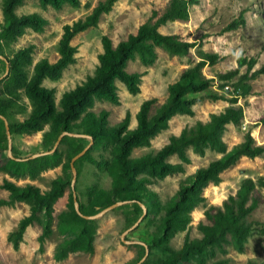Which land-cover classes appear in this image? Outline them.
<instances>
[{
    "label": "rangeland",
    "instance_id": "374dc122",
    "mask_svg": "<svg viewBox=\"0 0 264 264\" xmlns=\"http://www.w3.org/2000/svg\"><path fill=\"white\" fill-rule=\"evenodd\" d=\"M98 1L100 0H80L78 5L66 2L60 8H56L50 4L43 5L39 0H24L16 8L18 14L35 11L45 17L47 22L38 30L30 26L24 27L23 32L15 40L4 45L3 55L12 57L18 49L28 47L30 61L26 63L24 71L29 79L38 60L47 58L54 61L59 56L58 42L63 25L84 17ZM168 1L116 0L111 9L101 15L97 25L74 35L71 42L77 47L75 60L63 69L58 78L46 77L42 82L43 85L53 89L56 108H61L59 101L65 91L82 83L87 75L94 72L99 63L98 54L103 49L101 42L103 34H107L113 44H116L148 20L153 9L161 13ZM155 18L152 17V20ZM236 18H242L243 22L239 20L237 27L225 29V26ZM3 22L4 14L0 0V27ZM159 30L164 33H176L181 39L189 41V51L185 54H172L157 46L156 58L150 64L143 63L139 56L135 55L128 60L126 68L141 73L139 90L132 93L123 81L117 80L118 101L94 98L92 106L88 109L96 114L106 109L109 124L118 123L129 111V126L133 127L137 123L136 112L143 99L155 97L156 101L152 107L154 110L167 96L168 85L177 79L187 66L201 59L202 51H213L218 53V60L213 64L207 62L203 72L213 77L214 87L224 92L225 97L204 98L192 105V113L173 114L166 127L153 135L149 143L134 147L131 154L138 156L146 151H157L168 141L171 134L179 133L182 128L194 124L197 119L203 121L209 119L212 112L219 111L223 106L231 103L229 97L239 93L235 103L242 106L243 116L239 123L230 122L226 125L222 134L226 147L230 148L243 140L248 132L255 138L256 143H264V73L248 80L251 88L247 95L241 93V88L236 90L234 86L239 74L245 71L246 64L227 81L219 76L220 73L238 66L239 54L256 58V63L250 72L259 68L264 62V0H196L189 6L188 18L170 20L160 25ZM223 81L226 83L220 87ZM16 92L17 95L14 91L0 92L1 98L7 102L14 99L8 108V122L24 119L33 106L23 86L18 87ZM49 127V122H45L42 128L33 132L11 133V154L15 157H26L34 152L46 150L42 137ZM115 144L116 138L109 137L90 145V152L95 161L84 160L81 163L74 183L76 193L81 196L84 203H87L88 198L100 188L111 187L112 177L103 163L111 161ZM57 150L58 161L41 167L32 175L29 167L23 168L17 174L13 173L8 167V157H13L0 149V183L4 179L18 184L32 182L41 191L48 190L54 179L69 176L66 165L67 144L60 142ZM187 154L189 162L183 164V171L164 177H152V181L146 183L149 189L157 193L162 205L166 204L176 192L182 177L194 172L199 166L207 165L222 152L211 146L199 151L191 145L187 148ZM167 160L180 162L176 153L169 155ZM220 175L221 179L218 182L211 181L204 187V200L191 211L190 222L178 229L171 237L170 245L173 248L180 247L187 235L200 236L201 232L197 224L199 220L205 218L204 209L211 204L221 203L229 194H235L245 177H252L257 182V191H259L257 196L261 199L259 205L251 212L250 218L264 222V185L260 183V178L264 179V153L255 157L241 156L234 164L223 169ZM71 190L70 183L63 187L62 193L52 203L50 214L45 208L38 209L36 219L26 227L23 240L17 249L8 239V234L16 228L20 218L31 212L33 203L16 200L0 206V264H130L136 259L139 251L136 243L142 241L147 243L151 240L154 227L152 219L150 220L151 214L144 215L136 226L127 231H124L126 215L116 206L97 217L90 218L93 219L88 223L93 235L90 249L75 228L65 227L63 212L70 208ZM8 195L9 191L0 187V198H8ZM149 207L155 217L164 212L163 206L160 210H156L149 203ZM47 224L49 231L45 234L40 249L39 235ZM226 248L225 254L219 250L208 254L203 264H213L216 259L224 257L227 259L222 264H246L248 258H253L257 264H264V231L258 226L254 227L242 249L234 247L232 243L226 244ZM60 251L64 253L57 258L56 253ZM166 256L167 252L163 249L152 247L149 248L142 262L159 264ZM187 264L199 263L191 260V263Z\"/></svg>",
    "mask_w": 264,
    "mask_h": 264
},
{
    "label": "trees",
    "instance_id": "16d2710c",
    "mask_svg": "<svg viewBox=\"0 0 264 264\" xmlns=\"http://www.w3.org/2000/svg\"><path fill=\"white\" fill-rule=\"evenodd\" d=\"M24 0H2L4 22L0 27V53L3 54L4 45L15 40L21 34L24 27L30 26L36 30L41 29L47 19L38 12L18 14L17 6ZM43 5L50 4L60 8L68 2L78 5L80 0H39ZM116 0H100L84 17L77 18L70 23L63 25V31L58 42L59 56L50 61L41 58L33 67L29 79L25 74V65L30 61L29 49L20 48L9 60V72L0 79V92L14 91L23 86L25 94L31 100L33 106L29 114L22 120L10 121V132H33L42 128L43 123L49 122V129L45 130L42 143L45 149L53 146L56 138L63 130L82 132L93 137V143L105 138H116L114 153L111 161H105L104 167L112 177L111 187L100 188L93 196L84 203L81 196L77 194L79 208L85 214H93L104 206L121 199H128L116 206L121 209L125 217L124 228L132 225L142 214L143 209L139 203L142 201L146 207V216L151 214L153 231L152 237L147 242L149 248L155 247L167 252V256L159 264H187L195 260L199 264L206 261L208 254L219 250L227 253L226 244L232 243L234 247L242 249L248 234L254 227L264 231V222L251 219V212L259 205L261 199L257 196V182L252 177H245L235 194H229L219 204H211L204 209L205 220H199L197 224L200 236H185L183 243L178 248L170 245V239L174 233L184 227L191 220V211L204 200L203 190L209 182H218L221 179V171L234 164L241 156L255 157L264 153V143H256L250 132L245 134L243 140L230 148L222 137L226 125L230 122L239 123L243 116V108L237 105L239 94L229 97L231 103L223 106L219 111L212 112L209 119L203 121L197 119L192 125L185 126L179 133L170 135L157 151H146L138 156L131 154L134 147L149 143L150 138L160 129L166 127L170 117L177 113H192V105L204 98H224V92L214 87L213 77L203 72L204 65L208 62L215 63L218 60V53L213 51H202L201 59L187 66L177 79L168 85V93L165 99L159 103L154 110L155 97L143 99L136 112L137 123L130 127V112H126L121 121L116 124L108 123V111L102 110L99 114L89 110L94 98L106 99L111 102L118 101L117 80L125 83L127 89L135 93L139 90L141 73L129 71L126 66L129 59L138 55L143 63L150 64L156 58V47L160 46L172 54H185L189 51L190 42L181 39L176 33H164L159 26L173 19H186L189 16V6L196 0H169L165 9L159 13L152 10L151 17L141 23L135 32H130L125 39L113 44L112 39L103 34L101 37L102 51L98 54L99 63L94 72L87 75L86 79L67 90L60 98V109L56 108L54 91L43 85V79L50 77L58 78L63 69L75 60L77 51L76 45L71 40L78 32L98 24L101 15L111 9ZM152 17H156L152 20ZM239 20L234 19L225 26V29L235 28ZM256 63L255 57H246L239 54L238 66L219 76L227 81L235 76L242 65L246 69L241 72L234 82L236 90L242 89V94L250 92V78L264 73V62L262 65L250 72ZM6 62L0 57V75L4 72ZM226 82H221L220 87ZM0 94V113L7 118L8 108L14 99L6 101ZM90 141L88 136H76L65 134L61 143L67 144V178L58 177L52 181L51 187L46 191L32 182L18 184L12 180L4 179L0 183L9 191L8 198H0V206L13 203L16 200H27L33 203L29 214L24 215L17 223L15 229L10 231L8 239L17 249L23 240V233L26 227L37 217V211L45 208L50 214L53 201L62 193L63 187L70 183L72 170L70 159L82 150ZM193 146L196 150L203 151L204 147L211 146L222 154L209 161L207 165L199 166L194 172L182 177L176 192L167 200L166 204L161 203L157 193L149 189L147 182L152 177H164L168 174L183 171L184 163L189 162L187 148ZM8 136L4 120L0 117V149L7 153ZM91 147L74 160L77 173L80 171L81 163L84 160L95 161L91 155ZM176 153L180 162H171L167 157ZM57 148L47 154L38 155L25 160H15L8 157V167L13 173H18L25 167H29L31 174L46 165L54 164L59 159ZM102 163V162H101ZM148 173V174H142ZM264 185V179L260 178ZM149 203L156 209L164 208V212L155 217L150 210ZM65 227L78 231L88 247H92L93 235L88 223L93 219L78 214L74 207L73 193L70 194V208L63 212ZM49 231L47 224L39 235L40 249H42L44 236ZM139 251L136 259L130 264L137 262L145 252L142 243H136ZM63 251L56 253L60 258ZM227 258H218L213 264H222ZM141 264H147L142 262ZM246 264H257L253 258H248Z\"/></svg>",
    "mask_w": 264,
    "mask_h": 264
},
{
    "label": "water",
    "instance_id": "95a60500",
    "mask_svg": "<svg viewBox=\"0 0 264 264\" xmlns=\"http://www.w3.org/2000/svg\"><path fill=\"white\" fill-rule=\"evenodd\" d=\"M0 57L3 58L6 62V67H5V70L4 72L0 75V79L4 78L8 72H9V60L8 58L1 54L0 53ZM0 117L4 120V124H5V127H6V130H7V136H8V148H7V152L10 156H12L13 158H16L18 160H25V159H29V158H32V157H35V156H38V155H43V154H47V153H50L52 151H54L58 144L60 143V140L61 138L63 137V135L65 134H69V135H76V136H88L90 138V141L88 142V144L82 149L80 150L77 154H75L74 156H72V158L70 159V165H71V170H72V178H71V181H70V185H71V188H72V193H73V201H74V207L76 209V211L78 212L79 215L83 216V217H86V218H94V217H97L101 214H103L105 211L123 203V202H126L128 199H121V200H117L115 202H112L106 206H104L103 208H101L100 210H98L97 212L93 213V214H85L83 213L80 208H79V201L77 199V194H76V189H75V179H76V174H77V170H76V167L74 165V160L76 158H78L81 154H83L89 147L90 145L93 143V137L90 135V134H86V133H82V132H76V131H69V130H63L59 135L58 137L56 138L53 146L49 149H46V150H41V151H37V152H34L33 154L31 155H28L26 157H15L14 155L11 154V132H10V127H9V123H8V120L6 118L5 115L1 114L0 113ZM142 209H143V212L142 214L139 216V218L132 224L130 225L128 228H126V230L124 231H127L131 228H133L134 226H136L139 221L143 218V216L145 215V213L147 212V207L146 205L142 202V201H139ZM142 244L145 246V252L143 254V256L135 263V264H140L144 259L145 257L147 256L148 252H149V246L146 242L142 241Z\"/></svg>",
    "mask_w": 264,
    "mask_h": 264
}]
</instances>
